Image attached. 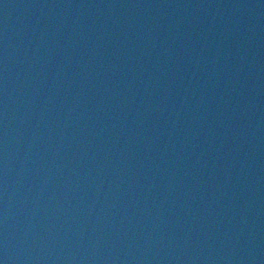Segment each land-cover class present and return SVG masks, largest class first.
I'll return each instance as SVG.
<instances>
[{"label": "water", "instance_id": "1", "mask_svg": "<svg viewBox=\"0 0 264 264\" xmlns=\"http://www.w3.org/2000/svg\"><path fill=\"white\" fill-rule=\"evenodd\" d=\"M0 264H264V0H0Z\"/></svg>", "mask_w": 264, "mask_h": 264}]
</instances>
